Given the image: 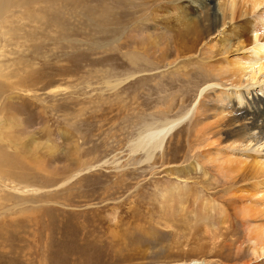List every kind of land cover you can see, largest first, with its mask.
I'll return each instance as SVG.
<instances>
[{"label":"rangeland","instance_id":"obj_1","mask_svg":"<svg viewBox=\"0 0 264 264\" xmlns=\"http://www.w3.org/2000/svg\"><path fill=\"white\" fill-rule=\"evenodd\" d=\"M211 8L5 7L0 264H264L252 240L264 219V138L230 146L217 135L223 116L209 110L212 97L251 108L252 96L264 98V72L260 86L223 79L255 54L224 49L232 25L215 27ZM203 88V108L193 110ZM187 110L150 160L132 148L144 127Z\"/></svg>","mask_w":264,"mask_h":264},{"label":"bare ground","instance_id":"obj_2","mask_svg":"<svg viewBox=\"0 0 264 264\" xmlns=\"http://www.w3.org/2000/svg\"><path fill=\"white\" fill-rule=\"evenodd\" d=\"M22 1L27 0H0V19H2V16L7 12V8L5 9L6 6L9 4L11 5L12 2H16L17 5H20ZM187 1L189 5L195 8L209 4V6L212 7L213 23L215 27H219L220 25L222 27L232 25V28L228 33H231L230 37L232 38L233 42L225 44V50L233 47L237 50L246 47H252L254 50L255 55L253 57L249 56L246 61L244 60L243 62H237L238 66L235 64L236 66L234 65V68H231L228 72V78L223 79L229 80L232 87L235 88H239L245 83H247L248 86H253L255 84H258L259 86L262 85L259 81L260 77L257 76V72H264V43H262V41L264 42V33L259 30L261 29L260 26H264V0ZM252 14H254V19H249V21H247V19L246 21L243 20V17L250 16ZM250 31H254L253 36H255L253 39ZM228 51L229 50H227V52ZM5 77L7 78L6 75ZM206 92V88L201 90L198 101L195 103V105H193V110H195L197 107H199V109L203 108V98L206 97ZM212 99L214 102L209 110L214 109L216 115L223 116L219 119V121H217L218 124L216 123L218 125L217 127H219L217 135L224 136V138L227 140L231 139L230 146L237 144L236 147L239 148L241 145H244L247 142L249 143L255 141L258 143L260 139L264 138V98H261L258 96V94L255 97L252 96L253 101H251V108H240L234 106V104L230 105L229 102H225V98L212 97ZM189 111L187 110L186 113L181 114L176 118L165 119L159 124L147 125L133 140L131 145L132 148L143 151L145 154L144 159L150 160L157 150L163 148L167 137L183 121H185V119L191 113V111L190 113ZM225 112L227 113L224 114ZM239 162L242 163L241 161ZM261 215H264V210L262 211ZM260 217H258V219ZM258 219L256 221H258ZM259 225L260 226L257 227L259 228V231H257L252 237L253 243L256 245L259 243L258 246H260H257L254 250L256 253H259L258 256L261 254L260 252L264 253V243L261 242L264 240V219L261 220V224ZM261 236L263 239L259 242L258 238ZM192 261L193 262L191 263L193 264H199L198 260L196 259ZM203 262L206 263L205 261Z\"/></svg>","mask_w":264,"mask_h":264}]
</instances>
